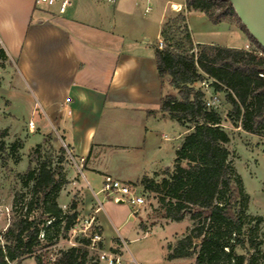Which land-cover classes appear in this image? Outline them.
<instances>
[{"label":"trees","instance_id":"trees-1","mask_svg":"<svg viewBox=\"0 0 264 264\" xmlns=\"http://www.w3.org/2000/svg\"><path fill=\"white\" fill-rule=\"evenodd\" d=\"M185 10L203 12L214 24L237 19L255 49L195 43L184 12L163 24L160 39L165 46L155 45L156 62L162 84L168 81L178 93L164 94L160 111L187 132L176 150L172 169L144 175L134 185L156 195L158 205L152 218L180 222L189 216L193 222L175 245H168L169 260L195 256L193 264H264V252L255 244L262 218L245 213L248 195L230 159V136L218 110L206 107L204 89L194 86L205 77L213 80L214 92L225 93L234 121L249 133H259L264 129V48L241 22L230 0H185ZM0 57H7L2 47ZM12 148L15 150L17 144ZM61 151L65 153L64 148ZM52 164V159L46 158L37 168L30 164L23 174L30 198L20 213L14 210V218L2 233L0 264H22L27 257H33L36 264H48L41 250L67 238L78 223V203L72 201L67 210L58 203L67 178L62 167ZM21 196L16 194V207ZM251 221H255L254 236L247 239ZM141 227L147 230L143 222ZM95 232L102 234L101 228L93 225ZM90 244V237L81 236L61 250L52 264H101L98 256L92 255ZM238 247L247 251L239 252Z\"/></svg>","mask_w":264,"mask_h":264},{"label":"crops","instance_id":"crops-1","mask_svg":"<svg viewBox=\"0 0 264 264\" xmlns=\"http://www.w3.org/2000/svg\"><path fill=\"white\" fill-rule=\"evenodd\" d=\"M69 2L64 13L59 8L42 7L47 14L26 21L23 29L16 13L13 16L9 11L0 21L5 34L0 44L8 57L7 66L14 64L18 78L31 90L34 106L40 111L38 122L32 119L36 127L43 135L49 129L55 131L72 153L73 162L64 170L67 183L59 203L63 195L80 197L79 219H93V225L102 230L103 247L109 249L114 248L116 240L122 244L119 227L138 218L141 225L143 215L133 214L131 206L124 217L110 215L100 199L105 179H118L140 190L134 184L142 176L173 167L166 164L160 133L162 125L170 120L162 116L161 99L170 92L159 74L156 44L149 43V23L141 24L130 17L126 2L114 0V16L98 8V0ZM33 6L40 8L35 0ZM174 10L184 12L188 24L185 0H168L157 40ZM149 11L147 8L145 13ZM151 110L157 113L150 115ZM183 129L184 135L187 129ZM180 144L173 147L174 161ZM106 197L111 196L104 193L103 200ZM110 228L115 237L108 236ZM170 243L164 245L168 264L189 258L194 261L191 257L169 260Z\"/></svg>","mask_w":264,"mask_h":264},{"label":"rangeland","instance_id":"rangeland-1","mask_svg":"<svg viewBox=\"0 0 264 264\" xmlns=\"http://www.w3.org/2000/svg\"><path fill=\"white\" fill-rule=\"evenodd\" d=\"M168 0H123L126 2L125 9L129 10L131 16L141 24L149 23V43L151 45L158 44L157 35L161 27L160 17L164 6ZM175 2H183V0H171ZM96 6L105 9L114 16L115 2L111 3L105 0H98ZM84 4V2H79ZM81 4V5H82ZM33 0H1L0 4V21L5 18L9 11L16 13L19 28H24L25 22L30 19L37 20L39 17L46 15V9L59 8V5L51 7L42 6L35 8ZM150 8L148 13L145 10ZM182 11L174 10L172 15L166 19L175 17ZM120 14V13H118ZM121 16H124V14ZM148 20V21H147ZM146 22V23H145ZM165 23V21H164ZM163 23V24H164ZM188 24L195 40L203 43H215L228 47H242L248 50L255 49V46L249 39L247 33L242 30L237 19H226L221 23L214 24L205 13L200 11H190L188 13ZM23 25V26H22ZM163 26V25H162ZM183 31V25H180L179 32ZM5 34L0 30V39H4ZM192 37V38H193ZM194 40V39H193ZM248 41V42H247ZM195 42V41H194ZM247 42L248 45L245 46ZM196 43V42H195ZM0 47L1 44H0ZM8 57L5 59L0 57V244H4L2 238L3 231L9 226L15 216L14 210L20 213L23 203L25 205L30 198V191L23 184V174L31 164L37 168L38 162L46 158L52 159L53 167H62L63 173L68 165L73 162L72 153L68 146L57 136V133L49 129V133L42 134L39 127L29 128V121L34 119L38 122L40 111L34 106V100L31 97V90L18 78L14 64L11 68L7 66ZM209 85L206 88L202 82L194 83L198 89L203 88L205 97L216 95L219 105L216 107L222 116V124L226 132L230 136V142L227 147L231 153L230 159L236 173L240 176L245 193L248 195V205L245 213L248 216H261L262 222L258 225L255 232V244L259 243L260 249L264 252V129L259 133H249L245 131L239 121H234L230 115L231 105L226 100L224 92L215 93L212 88V81L205 77ZM166 91L177 95L178 91L170 83L165 82ZM206 88V89H205ZM183 127L177 121L168 120L160 129L167 152L166 164L173 166V147L178 146L182 141ZM3 132V133H1ZM16 143L17 148L14 150L12 145ZM40 146V147H38ZM39 148L40 153H36ZM65 149V153L61 151ZM170 154V156H169ZM39 160V161H38ZM165 164V165H166ZM85 174H88L85 172ZM89 175V174H88ZM140 191L142 189L140 188ZM61 192V191H60ZM73 192V191H71ZM143 192V191H142ZM20 193L21 203L15 206L16 194ZM146 197V204L140 209L137 215L142 214L140 220L145 224L147 232L139 224V218L135 221L130 219L119 227L117 233L120 236L122 244L119 240L114 243V248L122 253V264H168L165 259V243L175 245L177 241L188 233L193 222L190 217L181 222L169 223L163 220L152 218L154 208L158 205L156 195L151 192H143ZM69 194H71L69 192ZM103 194L100 199L107 211L112 216H125L128 211L129 204H118L114 201L113 196L103 200ZM60 196V193H59ZM58 196V198H59ZM70 199V201H69ZM80 197H63L60 199L62 205L68 206L72 201L79 202ZM59 203V200H58ZM59 203V205H60ZM61 206V205H60ZM25 210V209H24ZM36 214L39 213L36 210ZM87 219H79L78 229L76 232L70 231L67 238L61 239L55 246H46L41 250L44 253L48 264L57 258L59 252L68 248L77 242L81 236H85L80 228ZM118 226V224H117ZM247 227V239L254 236L255 221ZM109 237H115L116 233L111 228L107 229ZM199 242V241H198ZM121 246V247H120ZM199 249V243H197ZM239 252L247 250L240 247ZM94 258L99 255L98 251H93ZM92 256V257H93ZM194 258L195 256L191 257ZM193 260H176L169 264H191ZM193 261V263H194ZM22 264H36L33 257H27ZM103 264V263H102Z\"/></svg>","mask_w":264,"mask_h":264},{"label":"built area","instance_id":"built-area-1","mask_svg":"<svg viewBox=\"0 0 264 264\" xmlns=\"http://www.w3.org/2000/svg\"><path fill=\"white\" fill-rule=\"evenodd\" d=\"M108 2H114V0H106ZM69 0H35V4L38 7L42 6H54L59 5V12L64 13L69 5ZM158 46L163 48L165 46L162 39L158 40ZM213 82V80H211ZM206 88L209 87L207 81L202 83ZM205 88V89H206ZM205 105L208 108H216L219 105L218 97L216 95H211L205 99ZM29 128L34 129L36 127L33 120L29 121ZM102 191L107 195L113 196L116 202L127 203L132 208V213L135 214L140 211V209L146 204V197L142 191L136 186L129 183L123 182L118 179L107 177L104 181ZM78 223L73 228L72 231L76 232L78 229ZM93 219L86 220L82 224L80 231L84 233L85 236L91 238L90 249L92 251H98V259L101 264H122V253H120L117 248L100 247L99 243H103L102 234L99 232L92 233ZM228 251V248H226Z\"/></svg>","mask_w":264,"mask_h":264},{"label":"water","instance_id":"water-1","mask_svg":"<svg viewBox=\"0 0 264 264\" xmlns=\"http://www.w3.org/2000/svg\"><path fill=\"white\" fill-rule=\"evenodd\" d=\"M249 33L264 48V0H230Z\"/></svg>","mask_w":264,"mask_h":264}]
</instances>
